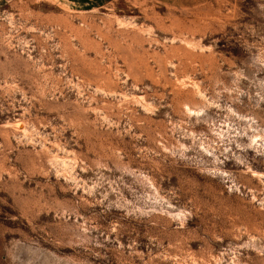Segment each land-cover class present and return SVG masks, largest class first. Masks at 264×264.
<instances>
[{
	"label": "rangeland",
	"instance_id": "obj_1",
	"mask_svg": "<svg viewBox=\"0 0 264 264\" xmlns=\"http://www.w3.org/2000/svg\"><path fill=\"white\" fill-rule=\"evenodd\" d=\"M0 0V264H264V0Z\"/></svg>",
	"mask_w": 264,
	"mask_h": 264
},
{
	"label": "crops",
	"instance_id": "obj_2",
	"mask_svg": "<svg viewBox=\"0 0 264 264\" xmlns=\"http://www.w3.org/2000/svg\"><path fill=\"white\" fill-rule=\"evenodd\" d=\"M110 0H106L105 2H109Z\"/></svg>",
	"mask_w": 264,
	"mask_h": 264
}]
</instances>
